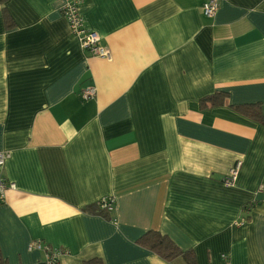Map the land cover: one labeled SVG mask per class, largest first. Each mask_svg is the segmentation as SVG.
<instances>
[{"label":"crops","instance_id":"obj_1","mask_svg":"<svg viewBox=\"0 0 264 264\" xmlns=\"http://www.w3.org/2000/svg\"><path fill=\"white\" fill-rule=\"evenodd\" d=\"M203 3L79 0L108 59L82 50L63 0H7L9 31L0 6L6 264H44L34 241L57 264H184L139 246L149 231L197 264H264V0H220L211 18ZM248 105L262 122L233 109Z\"/></svg>","mask_w":264,"mask_h":264},{"label":"built area","instance_id":"obj_2","mask_svg":"<svg viewBox=\"0 0 264 264\" xmlns=\"http://www.w3.org/2000/svg\"><path fill=\"white\" fill-rule=\"evenodd\" d=\"M220 0H204L201 12L204 17L211 18L215 15L219 8ZM61 14L66 20L70 33L78 38L80 47L83 51L87 52L90 56H96L100 58H109V52L106 48L100 46L99 37L96 32L88 29L84 25L83 18L79 13V0H63L61 7ZM80 96L83 100H89L95 96L94 88H86ZM8 154L0 152V200L4 198L5 191L7 189H13V184L5 182L1 175V170L5 164ZM241 162H237L233 168L229 171L227 177L223 180V183L227 186L233 184L238 171L240 169ZM114 200L112 198H104L98 203V207L101 210L111 211L113 209ZM29 251L39 250L43 253L44 264H57V258L61 253L57 249H50L48 246L34 241L28 247Z\"/></svg>","mask_w":264,"mask_h":264},{"label":"trees","instance_id":"obj_3","mask_svg":"<svg viewBox=\"0 0 264 264\" xmlns=\"http://www.w3.org/2000/svg\"><path fill=\"white\" fill-rule=\"evenodd\" d=\"M7 0H0L1 16L3 26L6 31H9L15 27V23L5 8ZM227 99V94L217 92L200 100V108H215L222 107ZM235 111L242 115L262 122V118L259 112L258 105H248L233 108ZM137 244L153 254L157 255L162 260L171 263L177 258H181L184 264H197L195 256L191 251L183 252L180 250L167 236H163L158 232L149 231L138 239ZM0 264H6V261L0 252ZM84 264H100L97 261H89Z\"/></svg>","mask_w":264,"mask_h":264}]
</instances>
